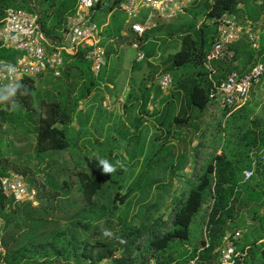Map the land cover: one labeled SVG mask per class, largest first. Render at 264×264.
I'll return each instance as SVG.
<instances>
[{
    "label": "rangeland",
    "instance_id": "obj_1",
    "mask_svg": "<svg viewBox=\"0 0 264 264\" xmlns=\"http://www.w3.org/2000/svg\"><path fill=\"white\" fill-rule=\"evenodd\" d=\"M122 2L123 0H119L118 5ZM104 3L106 0L95 8L92 18L98 25H105L100 41L106 51L104 65L96 76L91 78L95 88H98L95 89L98 91H95L94 98L88 102L94 109L87 112L84 107L88 103H82L81 110L79 109L74 117L80 126L67 134L69 150L77 152L82 146H94L95 155L105 157L104 159L116 168L95 194L92 205L88 206L83 200L76 179L75 172L84 168L80 155L64 158L52 155L48 158L49 154L46 152L31 151L29 140L39 117L38 104L41 98L48 97L42 85L46 83L43 81L49 72L34 78L35 89L30 110L11 103V112L3 114L4 119L8 120L10 125L17 126L16 130L19 132L9 131L6 122H3V127L0 126V147L6 146L14 151L8 160H0V174H21L23 181L37 190L36 200L31 204L38 208L37 222L41 216L45 220L35 225V232L58 233L69 226L68 222L72 219L86 216L93 228L84 233L78 231L77 237L79 240L94 242L95 251L101 242L111 239V231H114L115 235L122 234L141 223L152 224L159 217L170 222L173 200L183 196L188 185L195 181L204 163L213 155L224 152L230 156L239 152L240 144L244 143L245 148L248 147L253 154L260 152L264 147V73L252 86L247 101L240 107H226L217 98L209 102L197 119L195 117L199 111L188 110L193 121L187 126L170 124L166 122L168 119L159 123L163 117H168L173 111L177 112L179 108L174 106L176 100L170 97L178 86L176 80L190 74L195 75L198 69L204 72L205 67H178L171 65L168 60L169 54L180 49L181 35L185 29L204 20L202 15L193 17L189 14L188 8L191 4L172 18L166 19L156 15L153 18L156 26L138 41L129 31V19L125 13L120 8L108 11ZM263 6L261 0H251L244 4L241 12L234 13L240 24H258L255 31L259 39V53L248 46L246 35L242 34L232 42L240 49L239 56L235 55L231 60L220 59L211 62L209 67L214 69L212 75L218 73L221 65L232 67L236 59L250 63L260 57L258 60L264 63ZM146 12L143 9L140 14L144 15ZM250 13H253L254 19L248 17ZM57 36L62 38L63 31ZM134 41L138 42L139 48L132 46ZM137 52H143L142 60H135ZM8 53L14 57L18 52L10 49ZM120 62L127 66L126 72L123 65L118 66ZM132 62L134 66L132 71H129L128 67ZM85 72V78L92 76L90 71ZM163 73H168L172 78V84L166 89H162L158 83ZM72 75L73 72L70 73L71 78ZM57 78H54V81ZM70 83L71 79L67 84ZM110 83L113 86L109 87ZM107 95L113 100L107 98ZM142 98L144 101L147 99L143 110ZM123 100L125 105L121 103ZM0 105L4 108L1 102ZM112 105H115L114 115L112 114L110 119L108 108ZM155 111L157 113L154 115ZM81 136L84 137L82 141ZM85 136L92 138L86 139ZM23 151L25 154L22 156ZM211 202L212 199L207 197L202 204L189 226V236L186 240L175 241L164 249L156 250L147 245L150 236L145 235L135 243L131 251L126 252L118 248L98 264H184L190 252L200 248L201 241L205 239V225ZM10 203L12 210L17 207L16 203ZM2 220L4 218L0 214V224ZM92 229L95 232L91 234ZM157 231L158 229H155L153 233ZM31 233L29 227L24 230L23 224L3 230L0 254H3L1 258L9 260L3 261L4 264H16V255L20 259L27 258L20 264H31L29 257H21L20 254ZM127 240L125 237V241ZM41 242L43 243V239ZM238 242L237 245L241 246L243 239L238 238ZM11 248L13 254L10 259L13 258V263L6 254ZM50 252L53 257L54 251ZM39 254L42 253L37 255ZM251 264H260L259 259H254Z\"/></svg>",
    "mask_w": 264,
    "mask_h": 264
},
{
    "label": "trees",
    "instance_id": "obj_2",
    "mask_svg": "<svg viewBox=\"0 0 264 264\" xmlns=\"http://www.w3.org/2000/svg\"><path fill=\"white\" fill-rule=\"evenodd\" d=\"M76 1L0 0V19L8 7L25 9L36 14L37 21L47 38L51 40L61 39L57 35L63 31L64 36L67 19L72 14ZM250 1L193 0L189 3V5L191 4L188 8L189 14L193 17L202 15L204 20L185 29L181 35L180 49L168 55L171 65L178 67L188 65L194 68L202 66L204 68L203 63L215 34L217 18L224 12H230L233 15L237 11L241 12L244 4ZM118 2L119 0H106L108 11L117 8L116 6H119ZM261 2L264 4V0H261ZM98 6L99 4L93 8L91 17H93V12ZM262 8L264 9V6ZM248 17L254 19L253 13H250ZM248 46L250 47V45ZM229 47L233 50V58L236 55V50L240 51V49L232 43ZM89 48L88 46H79L74 54L63 55L64 61L71 59L70 64H74L75 71H73L72 78L68 69L61 71L59 76H54L50 70L38 75L40 77L49 72L45 80L55 92L49 95L44 89L48 97L41 98L39 101V117L32 129L35 136V152L47 153L48 151L65 150L69 145L66 126L78 114L79 103L92 91H98L95 90L98 88H95V83L91 78L96 76L100 69L94 72L91 61L86 58L85 54ZM259 51L260 46L257 49L258 53ZM0 58L12 59L13 55L8 53L7 49L0 48ZM135 60L139 61L137 58ZM217 61H220V59L213 60L212 63ZM253 62H250V65ZM210 69L214 70L213 68ZM230 69L237 70L234 66L225 67L221 65L217 74L212 75L213 72H211L209 76L210 71L204 68V72L198 69L195 75L190 74L176 80L178 86L177 88L174 87L176 89L170 94V97L176 100L174 106L179 108L177 112L173 111L168 117H163L159 123H164L168 119L166 122L170 124L187 126L193 121L191 114L188 113L190 109L199 111L197 116L195 115V119H197L211 101L208 97V90L212 86V82L218 83ZM86 70L92 73L89 78L84 77ZM56 77L58 78L54 81ZM70 79L72 82L70 83L71 87L70 84H67ZM33 80L34 78L24 76L15 82L12 87L0 89V102L4 105V111L0 112L1 127L4 125L3 122H6L9 131L14 127L13 131L19 132V130H16L18 129L17 126L10 125L8 120L4 119L3 114L11 112L6 111L11 107V103H16L20 108L27 111L32 108L31 103L35 89ZM57 84L60 86H57ZM13 89L14 91H12ZM142 99L143 110L147 104V99L145 101L144 98ZM156 113L155 111L154 115ZM169 130L168 128L167 131ZM240 146L241 150L237 153L228 156L221 152L213 155L204 163L195 181L188 185L183 196L173 200L170 222L159 217L152 224L141 223L139 226L125 230L122 234L115 235V232L111 231V239L101 242L100 246H97V251H95L96 245L94 242L91 243L87 239L79 240L77 237L78 231L84 233L93 228L86 216H82L81 219H72L68 222L69 226L61 232L39 231L38 233L34 230L35 225L43 222L45 218L41 216L42 218L39 217V222H37L36 216L39 213L37 206L31 204L30 201L13 202L10 197L0 192V214L4 218L0 225L2 243L3 230L8 227L16 228L23 224L24 230L29 227L30 233H32L24 243L25 245L20 250V254L21 257H29L28 261H31V264H98L118 248H122L126 252L131 251L135 243L145 235L150 236L147 245L156 250L164 249L175 241L186 240L189 236L191 222L206 198L210 197L212 202L205 225L206 240L201 241L200 248L190 252L185 263L194 256H197L199 261L207 264L219 263V248L223 245L224 236L227 234L233 236L234 232L239 231L240 236L231 239V242L236 249L245 250V255L241 260H236L231 264H251L256 258L259 259L260 264H264V155L261 154L262 151L253 154L248 147L245 148V143L240 144ZM52 155H49L48 158ZM104 158L100 155L85 154L82 156L84 168L75 172L83 200L88 206L92 205L95 194L110 176V174L103 173L98 167L99 159ZM0 160L6 161L8 159L0 158ZM253 160L255 161L253 175L248 180L243 181L242 171L251 168ZM0 176H19L23 180L22 175L17 173ZM29 187L35 188L33 186ZM10 202L16 203L17 207L12 210ZM155 229H158V231L153 233ZM94 232L95 230L92 229L90 233ZM125 237L128 238L127 241H125ZM238 238L243 239L241 246L237 245L239 243ZM42 239L43 243L41 242ZM51 250L54 251L53 257ZM38 253L42 254L37 255ZM6 254L10 259L13 248L9 249ZM16 256V264L23 263L27 259H20L19 256ZM38 258L41 259L37 260ZM2 261L9 260L2 257ZM153 264H157V262H153Z\"/></svg>",
    "mask_w": 264,
    "mask_h": 264
},
{
    "label": "built area",
    "instance_id": "obj_3",
    "mask_svg": "<svg viewBox=\"0 0 264 264\" xmlns=\"http://www.w3.org/2000/svg\"><path fill=\"white\" fill-rule=\"evenodd\" d=\"M103 0H77L72 14L67 19L66 30L61 39L51 40L46 37L37 16L25 9L8 7L0 19V48L18 52L12 59L0 58V89L12 87L22 77L36 78L46 70H50L54 76H59L64 64L63 55L74 54L79 46L90 47L85 54L91 61L94 72H97L104 63L105 49L100 42V33L104 25H98L92 20L93 8L101 4ZM193 0H124L117 8H120L129 19V31L136 40L155 26L153 18L158 15L163 18H172ZM106 4V3H104ZM147 12L142 15L140 10ZM257 25L240 24L233 14L224 12L216 20V30L209 51L205 56L204 67L210 71L209 64L213 60L222 58L231 59L233 50L229 45L244 34L250 47L259 48V39L255 31ZM134 48H139L137 41L132 43ZM137 60L144 58L143 52H138ZM264 73V63L258 59L247 70L238 72L230 69L224 78L218 83L212 82L208 90V97L217 99L228 107L237 108L247 100L250 89L256 84ZM162 89L172 84L169 74H161L158 79ZM264 155V149L261 150ZM255 161L252 167L242 171L243 181L248 180L254 172ZM0 192L10 197L13 202L30 201L34 203L37 190L29 187L19 176H0ZM240 232H234L233 236L225 235L223 245L219 248L217 264H231L241 260L245 250L236 249L231 239L239 237ZM206 240V237H205ZM2 240L0 233V250ZM4 253V252H3ZM3 254H0L2 261ZM1 264H4L2 261ZM153 264V262H151ZM168 264H174L170 262ZM185 264H207L199 261L194 256Z\"/></svg>",
    "mask_w": 264,
    "mask_h": 264
},
{
    "label": "crops",
    "instance_id": "obj_4",
    "mask_svg": "<svg viewBox=\"0 0 264 264\" xmlns=\"http://www.w3.org/2000/svg\"><path fill=\"white\" fill-rule=\"evenodd\" d=\"M124 1V0H123ZM141 10H143V9H141ZM140 10V11H141ZM95 11V10H94ZM94 13V12H93ZM126 15V14H125ZM127 17V16H126ZM93 18V17H92ZM101 25H104V24H101ZM105 26V25H104ZM131 33V32H130ZM102 36V35H101ZM101 36H100V40H101ZM100 44L102 43V41H100L99 42ZM138 53V52H137ZM241 52L240 51H238V50H236V56L238 55L239 56V54H240ZM125 53H124V57H125ZM137 55V54H136ZM243 57V56H242ZM72 62V60L71 59H67V60H65L64 61V65H63V67L61 68V71H63V70H65V69H68V72H69V75H70V73L71 72H73V71H75L74 69V64H70ZM120 64H121V62L119 63V65L118 66H120ZM122 65L124 66V63H122L121 64V67H122ZM129 66L130 67H128V69H129V71H132V68H133V66H134V64H133V62L131 63V64H129ZM233 66L238 70V71H240V72H242V71H245V70H247L248 68H249V66H250V63H243L242 61H240L239 59H236L235 61H234V63H233ZM127 66H124L123 67V69H124V71L126 72V70H125V68H126ZM112 72H113V70H112ZM113 73H116V71H114ZM121 73H122V71H121ZM109 76V75H108ZM46 77H47V75H46ZM46 77L44 78V79H46ZM109 78H113L112 77V75H110L109 76ZM116 78V77H115ZM43 79V80H44ZM43 82H46V80L45 81H43ZM43 87H44V89L48 92V94L50 95L51 93H54L55 91L54 90H52L51 89V87H50V85L48 84V83H44L43 85H42ZM111 86H113L112 85V83H110V86L109 87H111ZM114 88H115V86H114ZM118 94V93H117ZM94 95H95V92L94 91H92L85 99H83L80 103H79V105H78V109H80L81 110V107H80V105L83 103V104H85V105H87L86 103H88L89 102V100H91V99H93L94 98ZM107 98H111V96L110 95H107ZM117 98V97H116ZM112 99V98H111ZM113 100V99H112ZM113 102V101H112ZM121 103L123 104V105H125V101L123 100V101H121ZM92 104L91 103H88V105L86 106V107H84V110H86L87 109V112H90V110H92V109H94V108H92V106H91ZM117 105V104H116ZM113 107H115V105H112V106H110V108H108V107H106V108H108V110H109V114H108V116H110V119H111V116H112V114H113ZM96 109H98L97 107H96ZM1 111H4V108L3 107H0V112ZM6 111H10V108H8V109H6ZM82 112V111H81ZM123 112V111H122ZM80 113V112H79ZM114 115V114H113ZM79 123L77 122V119L76 118H74L67 126H66V133L68 134L69 132H71L72 130H74V129H78L79 128ZM3 127V126H2ZM14 129V127H12V130ZM34 132H32V135H31V140H29L30 142H31V151L32 152H35V139H34ZM29 138H30V136H29ZM85 138L86 139H88V138H92V136L90 137H86L85 136ZM84 139V137L83 136H81L80 137V140L82 141ZM93 139L95 140V137H93ZM30 145H29V149H30ZM69 146L70 145H68L67 146V148L65 149V150H61V151H48L47 153L49 154V155H51V154H53V155H59V156H61L62 158H64L65 156H67V157H72L73 155H80L81 157L83 156V155H85V154H88V155H95V147L94 146H91V145H86V146H82V148L79 150L78 149V151L77 152H74V151H71V150H69L68 148H69ZM17 148H20L21 146H16ZM19 151H20V149H19ZM18 152V151H17ZM24 152V151H23ZM13 154H14V151L13 150H11L9 147H6V146H2V147H0V158H10V157H12L13 156ZM25 154V153H24ZM24 154H21L22 156L24 155ZM19 154L17 153V156H18ZM19 158H20V156H19ZM1 175V174H0ZM1 225V224H0Z\"/></svg>",
    "mask_w": 264,
    "mask_h": 264
},
{
    "label": "clouds",
    "instance_id": "obj_5",
    "mask_svg": "<svg viewBox=\"0 0 264 264\" xmlns=\"http://www.w3.org/2000/svg\"><path fill=\"white\" fill-rule=\"evenodd\" d=\"M12 91H14V89ZM98 167L105 174H111L116 171V168L107 159H99Z\"/></svg>",
    "mask_w": 264,
    "mask_h": 264
}]
</instances>
